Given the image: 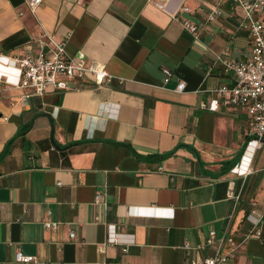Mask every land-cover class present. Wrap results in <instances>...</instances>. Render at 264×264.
Returning <instances> with one entry per match:
<instances>
[{"label":"crops","instance_id":"obj_1","mask_svg":"<svg viewBox=\"0 0 264 264\" xmlns=\"http://www.w3.org/2000/svg\"><path fill=\"white\" fill-rule=\"evenodd\" d=\"M213 9L222 15L210 21ZM254 17L264 21V9ZM243 18L234 0H44L35 14L25 0H0L7 58L45 29L114 77L23 104L15 68L0 60V264H23L18 251L39 261L30 264H191L214 255L212 231L236 241L223 246L222 264H264L261 240L243 242L253 211L264 210V150L250 175L233 174L250 158V121L200 108L233 84L217 55H252ZM184 21L198 26L197 39ZM46 220L60 224L46 230ZM110 229L118 243H108Z\"/></svg>","mask_w":264,"mask_h":264},{"label":"built area","instance_id":"obj_2","mask_svg":"<svg viewBox=\"0 0 264 264\" xmlns=\"http://www.w3.org/2000/svg\"><path fill=\"white\" fill-rule=\"evenodd\" d=\"M243 10L244 18L240 28L249 32L252 37V55L245 60H238L227 52L217 55V62L222 66L226 73H232L233 84L222 85L212 91L213 98L209 102H203L200 108L204 111L221 113V107L233 109L231 115L239 118L248 117L251 125L250 139L247 142V149L251 154L245 171L242 168L248 154L242 156L237 166L232 169V173L247 177L251 174V164L258 151L264 150V21L256 19L254 13L264 9V0H254L247 2L244 0H234ZM26 6L32 14L44 3V0H25ZM163 9V6L157 5ZM183 11L190 12L188 7ZM23 15V13H20ZM222 15L219 9H213L208 14V20L213 21ZM183 27L196 39L199 28L190 21H184ZM9 59L10 64L17 72V81L14 87L23 90L20 102L26 104L31 98L43 97L52 88L57 92L71 90H82L90 86L103 87L111 85L114 77L111 76L106 68L96 62L89 61L86 54L79 52L77 55H69L66 51V43L56 42L52 35L45 29L33 43L26 45L25 53L19 58H7L0 52V60ZM164 83L168 84L172 77L169 69H164ZM93 78V79H92ZM3 75L0 74V81ZM93 80V81H92ZM74 84H71L73 83ZM121 82V81H120ZM8 83V81H6ZM91 84V85H90ZM186 88L184 81H180L176 91L183 92ZM16 101H13V105ZM228 197L238 202L240 194L235 193L234 182L230 183ZM101 199L98 197L97 201ZM51 212H49L50 214ZM254 221L253 230L243 239V242L255 237L261 240L264 247V210L257 215ZM59 222L46 220L44 227L46 230H55ZM74 238V233L70 234ZM119 240L113 236L110 229L108 243L115 244ZM236 246V241L228 235V231L218 239L217 232L212 231L207 239L206 246L213 247L215 252L211 257L203 261H192L191 264H222L226 258L222 254L225 244ZM189 248V246H186ZM201 248V247H200ZM15 261L23 264L39 263L36 257L24 255L18 251L15 254ZM44 264V263H41Z\"/></svg>","mask_w":264,"mask_h":264},{"label":"trees","instance_id":"obj_3","mask_svg":"<svg viewBox=\"0 0 264 264\" xmlns=\"http://www.w3.org/2000/svg\"><path fill=\"white\" fill-rule=\"evenodd\" d=\"M239 162H240L239 160H238V161H235V162L232 164V166H231V168H230L229 170L234 169V168L237 166V164H238Z\"/></svg>","mask_w":264,"mask_h":264},{"label":"water","instance_id":"obj_4","mask_svg":"<svg viewBox=\"0 0 264 264\" xmlns=\"http://www.w3.org/2000/svg\"><path fill=\"white\" fill-rule=\"evenodd\" d=\"M52 143L56 148H59V146L56 144L55 140H54V135L52 134Z\"/></svg>","mask_w":264,"mask_h":264},{"label":"bare ground","instance_id":"obj_5","mask_svg":"<svg viewBox=\"0 0 264 264\" xmlns=\"http://www.w3.org/2000/svg\"><path fill=\"white\" fill-rule=\"evenodd\" d=\"M246 161L248 162V160L246 159ZM247 162H246V164H247ZM247 166H248V164H247ZM246 170V168L244 169V171Z\"/></svg>","mask_w":264,"mask_h":264}]
</instances>
